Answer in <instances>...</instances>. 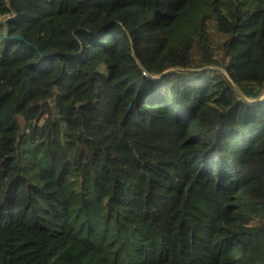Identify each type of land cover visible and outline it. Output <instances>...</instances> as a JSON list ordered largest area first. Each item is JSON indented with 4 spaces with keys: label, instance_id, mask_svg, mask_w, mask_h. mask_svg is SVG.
Returning <instances> with one entry per match:
<instances>
[{
    "label": "trees",
    "instance_id": "obj_1",
    "mask_svg": "<svg viewBox=\"0 0 264 264\" xmlns=\"http://www.w3.org/2000/svg\"><path fill=\"white\" fill-rule=\"evenodd\" d=\"M2 20L0 264H264V0H0Z\"/></svg>",
    "mask_w": 264,
    "mask_h": 264
},
{
    "label": "rangeland",
    "instance_id": "obj_2",
    "mask_svg": "<svg viewBox=\"0 0 264 264\" xmlns=\"http://www.w3.org/2000/svg\"><path fill=\"white\" fill-rule=\"evenodd\" d=\"M208 73L215 74L211 70ZM80 83V82H79ZM88 132L94 135L100 144L109 152L114 168L117 173L121 174V169L126 164L124 156L118 151V143L111 136V125L108 120L104 119L99 113L93 112L89 116ZM122 141L125 138L133 139L139 143L150 146L154 149H160L161 146L153 143L145 135L131 130H126L121 135ZM55 178L59 179L61 175L60 163L55 167ZM151 219L150 228L157 242L165 243L170 240L173 232V221L169 218L168 209L162 201L152 199L150 203Z\"/></svg>",
    "mask_w": 264,
    "mask_h": 264
},
{
    "label": "water",
    "instance_id": "obj_3",
    "mask_svg": "<svg viewBox=\"0 0 264 264\" xmlns=\"http://www.w3.org/2000/svg\"><path fill=\"white\" fill-rule=\"evenodd\" d=\"M0 25H4V26L8 29L5 38H6L7 40L11 41L12 39H10V38L8 37V35H9V27H8V24H7L6 20H2V21L0 22ZM14 40L25 41V39L22 38V37H15ZM25 42H26V41H25ZM27 43H28V45L32 46L29 42H27ZM130 107H131V106H130Z\"/></svg>",
    "mask_w": 264,
    "mask_h": 264
}]
</instances>
